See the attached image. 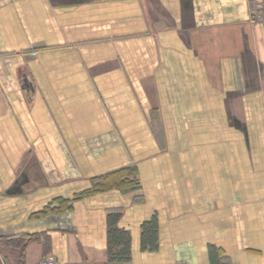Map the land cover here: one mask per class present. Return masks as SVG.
<instances>
[{
    "label": "crops",
    "instance_id": "crops-1",
    "mask_svg": "<svg viewBox=\"0 0 264 264\" xmlns=\"http://www.w3.org/2000/svg\"><path fill=\"white\" fill-rule=\"evenodd\" d=\"M50 257L264 264V0H0V264Z\"/></svg>",
    "mask_w": 264,
    "mask_h": 264
},
{
    "label": "trees",
    "instance_id": "trees-1",
    "mask_svg": "<svg viewBox=\"0 0 264 264\" xmlns=\"http://www.w3.org/2000/svg\"><path fill=\"white\" fill-rule=\"evenodd\" d=\"M102 182H100V186L102 187H107V185L109 183H114L115 185H122V184H128L129 183V178H122L120 181H110L107 178H103V180H100ZM110 241L112 242V245H116V244H121L123 242H125V237L124 235H120L117 232H114L110 235ZM126 252L123 251L122 254L124 255Z\"/></svg>",
    "mask_w": 264,
    "mask_h": 264
},
{
    "label": "built area",
    "instance_id": "built-area-1",
    "mask_svg": "<svg viewBox=\"0 0 264 264\" xmlns=\"http://www.w3.org/2000/svg\"><path fill=\"white\" fill-rule=\"evenodd\" d=\"M40 264H57V261L55 260V258L50 257V258H45L43 259ZM102 264H112L111 262H104Z\"/></svg>",
    "mask_w": 264,
    "mask_h": 264
}]
</instances>
